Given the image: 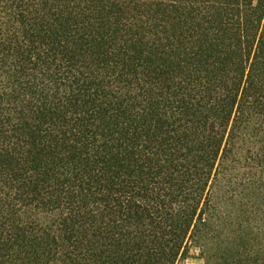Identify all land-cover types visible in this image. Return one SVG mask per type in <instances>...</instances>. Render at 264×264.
I'll return each instance as SVG.
<instances>
[{"label":"trees","instance_id":"trees-1","mask_svg":"<svg viewBox=\"0 0 264 264\" xmlns=\"http://www.w3.org/2000/svg\"><path fill=\"white\" fill-rule=\"evenodd\" d=\"M264 264V0H0V264Z\"/></svg>","mask_w":264,"mask_h":264},{"label":"rangeland","instance_id":"rangeland-1","mask_svg":"<svg viewBox=\"0 0 264 264\" xmlns=\"http://www.w3.org/2000/svg\"><path fill=\"white\" fill-rule=\"evenodd\" d=\"M178 264H203V260L199 258L193 250L189 257L180 260Z\"/></svg>","mask_w":264,"mask_h":264}]
</instances>
